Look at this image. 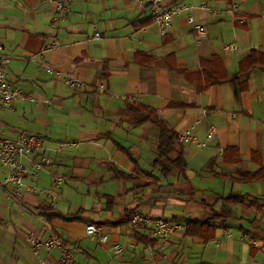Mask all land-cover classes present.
<instances>
[{"label":"crops","instance_id":"crops-1","mask_svg":"<svg viewBox=\"0 0 264 264\" xmlns=\"http://www.w3.org/2000/svg\"><path fill=\"white\" fill-rule=\"evenodd\" d=\"M165 2L193 7L206 30L200 44L184 18L159 35L144 0H84L55 24L50 0H0L7 78L24 98L0 110V138L40 137L49 173L65 178L55 209L27 188L17 196L0 188V264H56L57 250H34L52 236L83 264H264V182L238 178L264 169V0ZM47 67L85 87L67 88ZM146 115L175 135L206 141L210 127L215 135L203 148L181 145L185 172L164 177L155 166L159 130ZM226 150L235 156L224 158ZM49 173L37 187L50 188ZM230 196L242 204H224L226 222L204 228ZM136 207L184 227L170 236L164 260L147 232L127 229ZM191 222L200 225L186 234ZM88 225L106 242L87 237ZM116 244L121 256L112 254Z\"/></svg>","mask_w":264,"mask_h":264},{"label":"built area","instance_id":"built-area-1","mask_svg":"<svg viewBox=\"0 0 264 264\" xmlns=\"http://www.w3.org/2000/svg\"><path fill=\"white\" fill-rule=\"evenodd\" d=\"M84 0H50L53 5L52 24L67 19L70 12V6L73 3L83 2ZM150 12V24L153 25L159 35L163 36L171 28L174 20L184 18L187 25L194 34L196 44H200L206 38V30L204 26L197 23L193 17V7L190 5L167 4L165 0H144ZM97 37V35L95 36ZM235 46L225 47L226 51L235 50ZM7 58L4 55V48L0 43V110L10 109L13 105L23 100L20 92L8 81L7 78ZM45 73L64 84L73 91H80L85 87V83L76 77L66 73L54 70L51 67L45 69ZM27 101L36 103L32 97H27ZM128 100H130L128 98ZM202 113H205L202 110ZM3 128L0 124V132ZM215 135V130L210 127L206 135V141ZM179 144L195 145L203 148L206 141H200L190 131L177 135ZM43 140L34 135L25 132L18 133L14 139L0 138V169L5 173L0 181L1 189L10 188L14 195H19L21 190L27 188L33 193L42 195L50 204L52 209L56 208V195L65 178L61 175L49 173L50 160L42 151ZM69 146V145H68ZM42 173H49L50 188L43 189L37 187L35 180ZM29 178L30 184L26 186L24 180ZM261 217L264 218V209L261 211ZM127 229L132 234L147 232L148 236L154 240V252L161 259H165V249L170 236L176 232H181L184 227L177 221L165 220L163 218L152 219L143 214L141 208L136 207L132 210L127 218ZM223 238L231 239V232L225 229ZM87 237H95L99 242H106V236L95 226L88 225L85 228ZM44 248L47 252L57 250L60 253L56 264H83L74 257L73 249L70 245L64 244L57 237H50L44 241L34 243V250ZM114 256H121L123 249L120 245H114L112 248ZM91 264V263H86Z\"/></svg>","mask_w":264,"mask_h":264},{"label":"trees","instance_id":"trees-1","mask_svg":"<svg viewBox=\"0 0 264 264\" xmlns=\"http://www.w3.org/2000/svg\"><path fill=\"white\" fill-rule=\"evenodd\" d=\"M255 53H252L250 57H254ZM246 59L245 64L248 62L249 58ZM242 62V63H243ZM241 63V64H242ZM256 69L254 64H250L248 66V70ZM150 120L159 130V138L157 142V158L155 162V166L158 167L161 171V174L165 177L168 176L172 171H176L178 174H183L186 170V162L183 157L181 151V144H179L177 140V135L160 119H157L155 116L146 115L142 121ZM176 154L173 160L170 159L172 154ZM229 153L230 155L235 156L231 150H226L223 155L224 158ZM236 160H234L235 162ZM238 178L242 182H264V169H261L255 173H244L239 172ZM222 208L219 212H211L210 217L202 223V226L209 230L213 228L216 224H224L229 217L228 211H226L223 207L224 204L229 203L230 205L238 204L239 206L242 204V200L240 197H226L221 198ZM195 224L200 225V222H191L186 226L185 233H189V229L195 227ZM191 225V226H190Z\"/></svg>","mask_w":264,"mask_h":264},{"label":"rangeland","instance_id":"rangeland-1","mask_svg":"<svg viewBox=\"0 0 264 264\" xmlns=\"http://www.w3.org/2000/svg\"><path fill=\"white\" fill-rule=\"evenodd\" d=\"M249 190H252V186L249 187ZM57 193H58V192H55L56 198H57ZM57 204H58V198H57ZM75 208H76V207H75ZM75 208H74V209H75ZM91 238H95V237H91Z\"/></svg>","mask_w":264,"mask_h":264}]
</instances>
